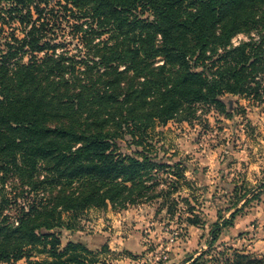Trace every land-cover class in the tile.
Returning <instances> with one entry per match:
<instances>
[{
    "label": "trees",
    "instance_id": "trees-1",
    "mask_svg": "<svg viewBox=\"0 0 264 264\" xmlns=\"http://www.w3.org/2000/svg\"><path fill=\"white\" fill-rule=\"evenodd\" d=\"M16 23L0 44V262L107 264L59 231L108 203L176 206L184 163L153 149L155 127L230 117L226 95L264 101V0H0V31Z\"/></svg>",
    "mask_w": 264,
    "mask_h": 264
},
{
    "label": "rangeland",
    "instance_id": "rangeland-1",
    "mask_svg": "<svg viewBox=\"0 0 264 264\" xmlns=\"http://www.w3.org/2000/svg\"><path fill=\"white\" fill-rule=\"evenodd\" d=\"M11 32L23 35L17 23L5 25L0 44ZM224 100L230 117L211 108L190 122L168 121L154 129L151 144L158 155L184 163L186 179L172 194L176 206L171 211L161 197L91 208L80 217L79 229H60L61 244L80 242L107 264H188L194 258L195 264H246L236 256H263L264 101L233 95ZM157 176L158 188H166L162 179L167 176L161 171ZM234 210L231 223L220 227L209 246L212 226ZM188 217L197 223L190 224ZM189 256L193 259L186 262ZM41 258L45 255L34 253L31 260Z\"/></svg>",
    "mask_w": 264,
    "mask_h": 264
},
{
    "label": "built area",
    "instance_id": "built-area-1",
    "mask_svg": "<svg viewBox=\"0 0 264 264\" xmlns=\"http://www.w3.org/2000/svg\"><path fill=\"white\" fill-rule=\"evenodd\" d=\"M235 43L237 42V40L234 38V40H233Z\"/></svg>",
    "mask_w": 264,
    "mask_h": 264
},
{
    "label": "crops",
    "instance_id": "crops-1",
    "mask_svg": "<svg viewBox=\"0 0 264 264\" xmlns=\"http://www.w3.org/2000/svg\"><path fill=\"white\" fill-rule=\"evenodd\" d=\"M189 258H190V256L188 257V260H187L186 262L190 261V259H189Z\"/></svg>",
    "mask_w": 264,
    "mask_h": 264
}]
</instances>
